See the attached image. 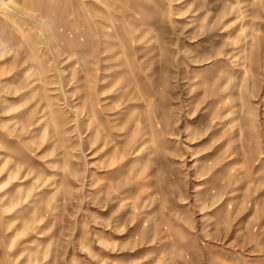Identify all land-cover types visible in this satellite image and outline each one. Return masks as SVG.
Wrapping results in <instances>:
<instances>
[{
	"label": "rangeland",
	"instance_id": "374dc122",
	"mask_svg": "<svg viewBox=\"0 0 264 264\" xmlns=\"http://www.w3.org/2000/svg\"><path fill=\"white\" fill-rule=\"evenodd\" d=\"M0 264H264V0H0Z\"/></svg>",
	"mask_w": 264,
	"mask_h": 264
},
{
	"label": "bare ground",
	"instance_id": "6f19581e",
	"mask_svg": "<svg viewBox=\"0 0 264 264\" xmlns=\"http://www.w3.org/2000/svg\"><path fill=\"white\" fill-rule=\"evenodd\" d=\"M103 108V107H102ZM107 108V107H106ZM96 130V129H95Z\"/></svg>",
	"mask_w": 264,
	"mask_h": 264
}]
</instances>
